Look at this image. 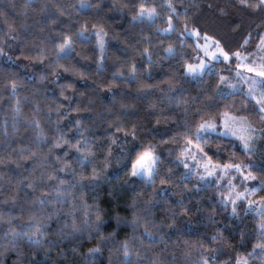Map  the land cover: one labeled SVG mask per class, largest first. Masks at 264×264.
Segmentation results:
<instances>
[{"label":"trees","instance_id":"16d2710c","mask_svg":"<svg viewBox=\"0 0 264 264\" xmlns=\"http://www.w3.org/2000/svg\"><path fill=\"white\" fill-rule=\"evenodd\" d=\"M78 1L0 0V48L7 53L14 43L13 59L32 64L30 69L24 68L0 55V159L5 161L0 164V264H21V261L28 264L29 260L38 264H109L110 259L112 264H120L123 256L115 249L125 240L139 252V257L132 256L133 264H152L155 260L161 264H197L201 254L209 255L202 253L200 244L218 250L212 253L217 256L216 264H234L237 254L251 252L253 245L260 242L259 218L242 209L245 202L237 207L239 215L232 216L231 206L221 203L217 186H199L195 175L182 179L185 171L178 157L186 137H192L195 123L205 113H210L217 122L220 113L233 112L246 115L256 127H263L264 123L252 110L255 101L245 92L228 97L217 95L219 76L234 71L235 59L214 62V72L205 73L200 79L183 74L185 63L194 62L193 57L199 52L196 40L181 33L187 24L188 28L200 29L202 35L215 37L226 51L237 48L241 52L254 51L264 32V10L247 7L240 0H170L176 13L167 7L168 0H87L92 7L85 9L78 6ZM258 2L248 0L250 4ZM141 3L156 7L158 16L154 22L132 19ZM168 16L173 17V30L158 31L167 26ZM8 25L15 30L11 31ZM95 28L106 33L101 67L96 39L78 35L82 30ZM249 35L248 45L240 47ZM66 36L71 37L72 52L57 64L56 46ZM169 45L175 55L165 52ZM145 47L151 53V64L143 54ZM132 65L136 67V80L130 78ZM12 81L18 86L15 96L10 88ZM170 85H174L171 91ZM17 100L19 115L15 112ZM77 106L79 111L71 110ZM77 118L82 121L83 135L94 153L89 158L92 162H86L83 168L87 186L81 188L78 176L73 177L71 172L63 173L65 179L76 185L71 195L63 203L56 202L47 205L43 212L37 211L32 190L24 188L28 182L25 177L31 179L59 167L54 157L62 155L67 146L49 152L51 141L64 133L74 143L77 128L70 121ZM33 120L39 121V129L32 124ZM117 124L122 126L121 132H115ZM40 130L46 139L38 143ZM133 130L135 138L125 135ZM113 138L115 143H111ZM119 143L123 150L119 149ZM200 143L214 162H249L236 139L215 133ZM149 145L159 157L155 184L130 174L131 161ZM28 149L36 155L28 159L17 155L24 150L26 156ZM115 155L122 158L118 170L112 172L111 160ZM45 156L52 158L45 161ZM105 157L108 167L102 173L103 178L94 186L88 185L93 165L103 168ZM66 159L77 173L81 171L75 149L69 151ZM251 160L257 167L251 169L256 179L249 188L264 181V172L259 170L264 162L254 153ZM161 178L170 182L161 184ZM261 197L264 189L259 188L250 196ZM181 199L188 209L186 214L177 204ZM97 204L103 209V235L114 234L107 246L99 240L100 234L93 224ZM54 209L59 214L45 221L46 239L52 242L51 246L37 247L20 238L15 244L23 255L18 257L10 237L5 236L10 231L9 224L20 230L30 223L33 214L44 220L45 214ZM134 211L143 218L135 228ZM73 218L81 231L72 233L71 228H65L66 234L61 236L59 229L70 225ZM85 219L92 224L91 232L84 228ZM173 219L175 224L168 227ZM145 221L157 226L152 228L157 233L153 241L143 236ZM217 229L224 239L213 244L210 237L217 235ZM97 244L101 253L94 259H85L87 250ZM249 264H264L259 251L256 257H249Z\"/></svg>","mask_w":264,"mask_h":264},{"label":"snow or ice","instance_id":"6c2138e0","mask_svg":"<svg viewBox=\"0 0 264 264\" xmlns=\"http://www.w3.org/2000/svg\"><path fill=\"white\" fill-rule=\"evenodd\" d=\"M240 3L243 5H246L250 8H259L264 10V0H259L256 4H250L248 3V0H240ZM99 7V5H96ZM80 8H91V4H86L81 0V3L79 5ZM167 7L171 10V12L176 13V8L171 4L170 0H168ZM221 11H223L221 9ZM158 13L156 11V7H147L143 3H141L138 7V10L136 11L135 15L132 17L134 21H140L143 22L145 20L149 22H154L157 18ZM173 17L168 16L167 17V24L168 27L164 29H158L160 32H169L173 30ZM54 22V21H53ZM9 29L11 31H14L13 25H8ZM95 36L98 38V43L100 50L103 51L104 48V40L102 38L101 31H96ZM78 35L83 36V31L79 32ZM106 35V33H104ZM181 35H187L190 37H200L201 31L197 28L188 29L187 24L185 25V32L181 33ZM251 40V35L246 37L243 40V43L240 47H244L248 45V43ZM203 43H200L199 40L196 41V48L198 52H202L203 55H196L193 57L194 60H196V63H185L184 65V75L190 76L193 78L203 76L205 73L211 74L214 72V65L213 61H230L232 59H235L237 61L236 67L244 68L247 70V72H255L259 77H264V62L259 64V67H255L256 63V52L264 53V34H261L259 36V43L257 45V48L255 51H247L244 52L240 51V48H237L236 50H228L226 51L224 46L221 45V42L215 37L209 36L207 33L203 34ZM183 43V41H181ZM72 40L71 37H65L61 43H59L56 46V62L58 64L59 60L70 55L72 52ZM165 52L168 53L170 56L175 55L174 48L169 45ZM143 54L147 55L148 62L152 63L151 53L149 52V49L145 47L143 49ZM0 55H6L3 48H0ZM261 61H264V55H261L259 57ZM249 60H251V63H249ZM51 66V65H50ZM62 67V65H60ZM67 71V69H65ZM55 74V72H53ZM116 74H114L115 77ZM120 76H123V73L119 74ZM238 77H242L244 82L248 85V96L251 97L253 101H255L253 105V111L257 112L258 119L261 123H264V91L257 94L255 92V85L257 84V80L255 78H247L244 77L242 73L237 72ZM130 78L133 80H136V67L135 65L131 66V73ZM41 79H44L42 76ZM219 81L221 83H226L227 87L230 89L227 92L220 91L218 92V96L221 97H228L232 96L234 94V90L237 88L236 84H232L228 81V78L226 76H219ZM259 83L264 86V80H260ZM17 83L15 81L10 82V88L12 95L15 96L17 92ZM142 87H151V85H142ZM174 88V85H170V91ZM63 89V86H62ZM61 95H63V90L61 91ZM66 99H68L66 97ZM17 107L15 108V112L17 115L20 113L19 108V100L16 101ZM38 110V106H37ZM72 111H79V107H74L71 109ZM57 111L59 112V108H57ZM67 115V113H65ZM207 116L208 118H204ZM220 116V124L218 126L216 119L212 117L210 113H205L201 115V120L198 123H195V131L192 133V137H186V145L182 149L181 156H185V154L191 155V158L193 160H197V156L194 154L198 152L200 154V158L204 161L202 164L200 162H197V164L194 166L195 168H203V172H197L194 171L193 167H190L189 164L178 157V160H180V163L183 164L184 168L187 169V173H185V176L182 177L186 178L188 175H195L198 177L199 180L205 181V186H207L209 183H212L213 181H206V177H214V183L217 186H220V181L226 179V187L228 189L227 194L220 193V195L223 197L221 200V203L227 207L229 204L231 207V215L232 216H238L239 213L237 212V201L246 202L248 205L247 211H252L255 213V215L259 218L258 219V230L260 232V242L258 244L253 245L252 251L245 253L244 255L237 254L234 264H249V257H256L257 252L259 251V258L264 260V197L260 198V201H254L250 199V196L257 192L259 189H264V181H260L258 183V187H252L249 188L246 186L247 181L255 180L256 176L251 171L254 167H257V164L255 161L251 160V157L253 155L254 149L252 142L257 138L258 130L251 125V123L248 121V117L246 115H234L230 112H223L219 114ZM70 123H74V125L77 128V132L74 134L75 142L73 143V140H70L67 138L66 134L60 133L53 141H51V146L49 148V152L52 151L53 148H60L62 145H66L67 148L63 151L62 155H55L54 159L59 162V167L56 169H53L51 172L43 171L38 176H32L31 179H28V177H25L28 182L24 184V188L31 189L33 193L32 201L35 209L37 211L43 212L45 207L50 204H55L56 202L63 203L68 196L71 195V190L76 186L73 183H71V180L65 179L62 175L66 172H71L73 174V177L78 176L77 184L80 185L81 188H84V172L83 168L85 163H91L92 161L89 159L91 156H94V153L92 152V147L89 144L88 139L83 135L84 128L82 127V121L80 119H75L74 121H70ZM32 124L39 129V121L33 120ZM239 125V127H238ZM15 128V125H14ZM122 126L117 124L115 126V132H121ZM223 133L224 136H233L237 137L239 141L241 142L243 146L244 152L249 156V162L248 163H217L213 164L212 157L208 156L206 152H204V149L201 147L202 141L205 140L207 136L212 135L213 133ZM264 131V130H262ZM5 135H7V129L5 128ZM125 135H131L133 138L136 136L135 130L130 132H125ZM78 137V138H77ZM46 139L44 133L42 130L38 131L37 134V140L38 143L43 142ZM115 138L111 140V143H115ZM71 149H75L77 154V164L80 166L81 171L79 173L76 172V169L70 167L71 161L69 159H66L69 155V151ZM15 151V150H13ZM24 150H21L17 155H20L23 159H28L30 157H33L36 155L34 151L31 149L27 150V155H23ZM108 152H111V147L109 146ZM11 158V154H9V159ZM52 157L45 156L44 160L48 161ZM159 161V157L154 154L153 148L151 145L145 147L141 152H138L136 154V157L134 160L131 161V168H130V174L134 177H141L145 180L146 183H152L155 184V176L157 174V163ZM5 161L3 159H0V164H4ZM108 167L107 157H105V163L103 168L97 169L94 165L92 167V171L90 174V177L88 178V185H95L100 179L103 178L102 173L104 170ZM259 170L261 172H264V163H261L259 165ZM237 173L240 177L241 183L244 184L243 191H239L237 188V185L234 183L235 177L231 175V173ZM51 182V183H49ZM170 180H166L164 178L160 179L161 184L169 183ZM66 186V187H65ZM198 187V186H197ZM47 189V191H46ZM39 191L40 195H35V193ZM13 201H15L16 197H11ZM178 206H180L182 212L185 214L188 212V209L185 208L184 201L181 199L177 202ZM88 206L85 205V208ZM133 208H135V204L132 205ZM102 213L103 209L97 204L96 205V211H95V219L93 221V224L95 226L96 232H98L99 240L101 242L105 243V246H107V243L111 240L113 233H110L109 236L105 237L103 235V232L101 231V224L102 221ZM58 210L54 209L52 212H48L45 214L44 220H41L40 217L33 214L29 217L30 223L27 225H22L20 230H17L16 228H12L9 224V232L5 233L6 237H10L11 241L13 242V247L16 249L18 253V257L22 256L23 253L19 248H16L15 242L17 239L20 238H26L29 244L37 246V247H50L51 243L46 238L48 236V230L46 227V220L51 219L53 215H58ZM148 215H151L150 212H147ZM85 215L87 216V212H85ZM175 215V214H173ZM211 218V217H210ZM143 218L138 216L136 212H133V227L135 228L139 222ZM119 223V219H118ZM175 224V220L173 219L171 223L168 225V227H171ZM153 227H157L156 225H152L150 221L144 222V238L153 241L157 238V233L152 231ZM65 228H71L72 233L81 231L80 227L77 226L75 218H73L71 224H65L63 228L59 229V234L61 236L65 235ZM84 228L88 232H91L92 230V224H89V221L85 219L84 221ZM72 233H67L68 235H71ZM159 238L162 240L163 236L162 234L159 236ZM224 239L223 233L217 229V235H214L210 237L211 243L215 244L218 240ZM142 243V241H141ZM200 248L202 250V253H209V255L201 254L197 264H216L217 256L214 253L215 251H218L216 249H212L209 246L205 244H200ZM102 251L99 244H97L95 247L89 248L87 250V253H85V259H94L98 254H100ZM116 252L121 253L123 256V260L120 261V264H133L132 256L135 255L139 257V252L135 251L134 248L130 246V243L128 240H125L121 242L120 246L115 249ZM49 253L46 251L45 255L47 256ZM34 256L35 253H32ZM21 264H24V261H21ZM28 264H38L36 261L29 260ZM109 264H112L111 259L109 260ZM152 264H161L159 260H155L152 262Z\"/></svg>","mask_w":264,"mask_h":264},{"label":"rangeland","instance_id":"374dc122","mask_svg":"<svg viewBox=\"0 0 264 264\" xmlns=\"http://www.w3.org/2000/svg\"><path fill=\"white\" fill-rule=\"evenodd\" d=\"M83 2L86 3V4H89V2L87 0H83ZM80 3H81V0L77 2L78 6L80 5ZM83 9H85V8H83ZM173 26H174V22H173ZM167 27H168V24H167V26L165 28H167ZM188 29H192V28H188ZM82 31H83V36H80V37H82V38H93L94 37L96 39V45L99 48V50H100V47H99V43H98V38L95 36L94 33L96 31H101L102 38L104 40V48H103V51L100 50V55H99V65L98 66L101 67L102 59H103V56H104V53H105L106 44H107L106 43V35H104L103 30L100 29V28H95V29H92L90 31H86V30H82ZM184 32H185V30H184ZM263 34H264V32H263ZM184 36H187V35H184ZM193 38L196 41L199 40L200 43H203L204 42L203 41V35L202 34H201L200 37H193ZM13 47H14V43H11L10 44V47H9V50H8V52L5 55V59L7 61L8 60H12L16 65L23 66L24 68L30 69L31 66H32V64L26 63V62L21 61V60H15V59H13V56H12L13 55V52H14V48ZM199 55H203V53L202 52H199ZM261 55H264V53H261V52H258V51L256 52V63H255L254 66L257 67V68L259 67V64L260 63L264 62V61H261L259 59V57ZM196 62L197 61L195 60L194 62H189V63H196ZM214 62H217V61H213V63ZM249 63H251V60H249ZM237 72L242 73L244 77H247V78H255L257 80V84L255 85V92L257 94H259L260 92L264 91V86H262L259 83L260 80H264V77H259L257 75V73H255V72H247V70L244 69V68L237 69V67H235L234 68V71L231 74L223 75V76H226L228 78V81L230 83L237 85V88L234 90V93L235 92H239V91H244L248 95V85H247V83L244 82V80H243L242 77H238L237 76ZM201 77L202 76L196 77V79H200ZM229 90L230 89L227 87V84L226 83H221L220 82L219 85H218V87H217V89H216V92L218 94V92H220V91L227 92ZM230 113H232L234 115H237V116H240L239 114H236V113H233V112H230ZM248 121L251 123L252 126H254V124L251 122V120H249V118H248ZM217 124L219 126L220 122H217ZM238 127H239V125H238ZM254 127L258 130L257 138L252 142L253 149H254V151L257 152V154L254 152V154L256 155L257 158H263L262 157V147H263V143H264V132L262 131V129H263L264 126L263 127H256V126H254ZM213 134H215V133H213ZM218 134H222L223 135L222 131L219 132ZM227 137L236 139L239 142V144L242 146L241 142L239 141V139H237V137H233V136H227ZM185 145H186V143L184 144L183 148L185 147ZM119 149L123 150L122 143H119ZM204 152H205V150H204ZM194 154L197 156V160H193L191 158V155H188V154H185V156H180L179 158L185 160L189 164L190 167H193L194 168V171L203 172V168H195L194 167L197 164V162H200L201 164L204 162L200 158V154L198 152H196ZM121 158H122V155H115L112 158V160H111V170H112V172L118 170V168H119V162H120ZM212 162H213V164H217V163L223 164L224 163V162H214L213 160H212ZM226 163H240V162H226ZM182 166H183V164H182ZM183 169H184L185 173H187L188 170L185 169L184 166H183ZM231 175L235 177L234 183L237 185L238 190L239 191H243L245 185L241 183V180H240L239 175L237 173H235V172L231 173ZM197 179H198V177H197ZM214 180H215L214 177H206V181H213L212 183H209L208 185H215V186H217L214 183ZM198 181H199V186H205V181H201L199 179H198ZM226 182H227L226 179L221 180L220 181V186H217L218 197L221 200L223 199V197L220 195V193L227 194V191H228V189L226 187H224V185H226ZM251 183H252V180L251 181H247L246 182V186L249 187L251 185ZM250 199H252L254 201H257V202L260 201V198H250ZM240 203H241V201H237V207L240 206ZM247 208H248V205L245 202V207H243L242 209H244L246 212H249V213H252V214L255 215L254 212L247 211ZM257 227H258V224H257Z\"/></svg>","mask_w":264,"mask_h":264},{"label":"crops","instance_id":"0c3cea01","mask_svg":"<svg viewBox=\"0 0 264 264\" xmlns=\"http://www.w3.org/2000/svg\"><path fill=\"white\" fill-rule=\"evenodd\" d=\"M255 50H256V49H255ZM255 50H254V51H255ZM243 92H244V91H243ZM262 130H264V127H263ZM263 132H264V131H263ZM233 139H234V138H233ZM254 152L257 154L256 151H254ZM254 152H253V153H254ZM262 157H263V158H258V159H260L262 162H264V143H263V147H262Z\"/></svg>","mask_w":264,"mask_h":264}]
</instances>
